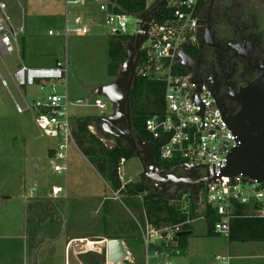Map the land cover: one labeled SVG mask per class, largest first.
<instances>
[{
    "label": "rangeland",
    "instance_id": "374dc122",
    "mask_svg": "<svg viewBox=\"0 0 264 264\" xmlns=\"http://www.w3.org/2000/svg\"><path fill=\"white\" fill-rule=\"evenodd\" d=\"M0 1L6 4L11 25L24 30L14 53L4 57L0 50V195L14 190L21 176L25 177L27 194L32 189L38 191L28 201L33 209L28 218V235L33 249L38 248L36 252L33 250V264H69V250L68 256L65 255L67 240L73 264H108V241L105 239L115 233L124 238L129 253L122 264L145 263L140 225L144 228L147 223H153L145 209L140 207L143 197L129 198L114 193L77 142L69 151L67 174H55L56 161L49 154L56 148L57 138L50 135L49 129L38 126L34 110L20 114L16 109V104L24 107L23 97L32 104L43 93L38 85L43 84L45 92L50 86L37 82L35 86L18 88L9 74L14 75L23 65L50 68L57 61L67 60L73 125L89 117L113 115L115 106L108 100L109 109L104 113L94 106V90L112 84L117 78L108 74L110 37L104 25V15L96 6H70L71 15H81L88 25L96 20L98 26H89L90 34L85 37L75 34H70L67 39L64 36L51 37L49 31L65 32V0ZM256 1H262L261 9L264 10V0ZM245 2L251 5L249 1ZM136 25L137 21L131 19V35ZM59 92H64L63 87H59ZM89 131L105 148H112L118 138L94 125ZM121 141L127 145L126 141ZM85 147L95 149L97 146L87 136ZM120 175L124 185L144 182L150 186V192L160 193L153 188L152 182L142 180L143 169L136 156L122 164ZM53 186L61 189L60 200L48 197ZM193 229L194 235L187 239L186 254L181 249V242L170 251L172 264H216L215 258L225 256L228 249L235 257L231 264H264V242L229 243L223 235L208 237L205 220L194 223ZM151 264L156 262L152 260Z\"/></svg>",
    "mask_w": 264,
    "mask_h": 264
},
{
    "label": "built area",
    "instance_id": "2783aa9c",
    "mask_svg": "<svg viewBox=\"0 0 264 264\" xmlns=\"http://www.w3.org/2000/svg\"><path fill=\"white\" fill-rule=\"evenodd\" d=\"M155 1L148 0L144 13L147 17L153 15L151 5ZM200 3L201 0H168L166 8L149 24L148 38L140 48L136 77L160 82L165 89L164 112L146 120L147 131L153 140H158L156 146H159L160 159L177 165L204 167L210 181L204 192L196 195L188 193L181 200H172V204L182 206L186 214L183 221L160 226L147 223L144 228L140 225L145 264H151L152 260L156 264H172L170 251L178 247L177 235L199 220L206 221L202 213L207 207L221 217L214 229L227 239L231 220L239 207L246 206L250 214L264 218V185L243 176H223L230 154L240 146L238 136L228 122L231 115L216 103L208 86L198 82L182 65V49L195 45L201 35L199 24L204 18V11ZM89 5L96 6L104 15V25L110 38L130 36L132 39L138 34V24L134 34H130V20L138 22L140 16L117 11L114 0H65V32L49 31L48 35L64 36L66 39L70 34L88 36L89 26H98V22L93 20L86 24L81 15L70 14V6L85 8ZM6 9V4L0 1V50L4 57L16 51L18 38L24 32L23 28L16 29L11 25ZM164 11L162 20H158ZM68 72L66 60L50 68L23 65L13 75L18 87L35 86L37 82L50 86L45 92L44 85H38L43 93L32 104L27 100L24 107L16 104V109L20 114L34 110L38 126L49 129L50 135L57 138L52 157L56 161L53 168L55 174H67L69 151L72 145L76 147L77 126L73 125L70 117ZM59 87H63V93L59 92ZM94 106L102 113L109 109L103 97H96ZM36 191L32 189L26 199L33 198ZM61 196L58 186L50 189L49 198L59 200ZM192 202L198 207V217L192 215ZM215 260L216 264H231L233 257L228 253L217 256Z\"/></svg>",
    "mask_w": 264,
    "mask_h": 264
},
{
    "label": "trees",
    "instance_id": "16d2710c",
    "mask_svg": "<svg viewBox=\"0 0 264 264\" xmlns=\"http://www.w3.org/2000/svg\"><path fill=\"white\" fill-rule=\"evenodd\" d=\"M114 1L117 2V11L125 12L132 16H142L146 12L148 6V0ZM205 1L206 0H201V8L204 7ZM164 13H166V11L162 13L158 20H162ZM130 40V36L110 38L108 50V74L110 77L116 78L121 65L127 60L128 54L126 45ZM164 90V84L160 82L140 77H135L134 79L133 87L130 92L132 127L147 142L153 141V136L146 129V120L164 112ZM105 118V116L89 117L77 124L75 140L81 147L84 155L97 168L114 193L122 194L129 198L143 197L140 207L145 209V214L153 224L160 226L183 221L186 214L182 210V206L179 203L172 204V200H181L184 195L180 194L177 198H173L161 193H152L150 192V186L144 182L123 185L120 175L121 166L123 163H127L135 158V153L118 138L115 139V145L112 148H105L100 140L90 133L89 127L92 125L102 131L100 125L103 124ZM87 136H89L92 144H96L97 147L95 149L92 147H85ZM154 154L156 165L159 168L168 169L177 165L176 163L164 162L160 159L159 146L155 147ZM53 155L54 150L51 149L49 156L52 158ZM191 206L193 217H198L197 205L192 202ZM202 214L207 222V236H220L214 229L215 224L220 221L221 218L218 213L207 207ZM107 239L123 240V237L115 233L109 235ZM187 239L188 237L178 239V241L181 242V249L183 250L187 248ZM228 241L229 243L264 242V218L250 214L249 208L246 206L239 207L236 215L231 220Z\"/></svg>",
    "mask_w": 264,
    "mask_h": 264
},
{
    "label": "flooded vegetation",
    "instance_id": "af4514ba",
    "mask_svg": "<svg viewBox=\"0 0 264 264\" xmlns=\"http://www.w3.org/2000/svg\"><path fill=\"white\" fill-rule=\"evenodd\" d=\"M245 1H249L248 5ZM264 3V2H263ZM262 1L206 0L200 38L182 56V65L200 83H205L226 114L235 116L241 108L237 95L264 77V10ZM116 132L114 129H111ZM110 132V129H109ZM168 183L153 188L165 195L204 192L205 168L176 165L160 168ZM177 182L176 185L169 182ZM102 264V263H100Z\"/></svg>",
    "mask_w": 264,
    "mask_h": 264
},
{
    "label": "water",
    "instance_id": "95a60500",
    "mask_svg": "<svg viewBox=\"0 0 264 264\" xmlns=\"http://www.w3.org/2000/svg\"><path fill=\"white\" fill-rule=\"evenodd\" d=\"M168 0H156L151 9V17L143 14L138 18L139 31L132 37L127 46V60L121 65L116 80L109 85L99 87L95 91L96 97H103L115 106V112L104 119L102 129L108 135L117 136L126 141L140 160L143 169L142 180L155 183L162 188L165 186L164 171L157 167L154 149L158 140L145 141L132 127V113L130 92L136 77V68L140 59V48L148 38L149 24L156 19L161 10L165 9ZM182 49V56L186 54ZM241 108L235 116L228 118V122L238 136L240 146L229 156L228 166L223 176L233 178L243 176L257 180L264 185V77L243 88L237 95ZM110 129V132H109ZM114 129L116 132H114ZM193 168V166H188ZM207 179L205 183H209ZM176 185L177 182H169ZM162 193V192H161ZM196 195V191H193ZM174 193L172 196H176ZM192 231L181 232L178 238L192 235ZM129 257L126 246L121 239H111L107 243V263L122 264Z\"/></svg>",
    "mask_w": 264,
    "mask_h": 264
},
{
    "label": "crops",
    "instance_id": "0c3cea01",
    "mask_svg": "<svg viewBox=\"0 0 264 264\" xmlns=\"http://www.w3.org/2000/svg\"><path fill=\"white\" fill-rule=\"evenodd\" d=\"M9 74L14 80V76L11 73ZM95 91L96 89L94 90V96ZM23 100L25 102V100L27 99L23 97ZM79 104H82V102H79ZM75 126H77V124ZM35 172L37 173V168ZM24 182L25 177L21 176L14 190L5 192L3 195H0V264H33V250L36 252V250L38 249H33L31 242L32 239L28 235V218L31 215V211H33V209L30 208V204L28 203V201L32 200L33 198L26 199L30 195V192L32 190H30L29 194H27ZM37 192L38 191H36V193ZM193 226L188 230L192 231L193 234L186 237H191L194 235ZM105 240L109 241L107 238ZM123 242L125 244L124 238ZM188 246L189 243L187 241V248L185 250V254L187 252ZM65 249L66 256H68L69 250V264H73L72 254L70 253V247L68 246V240ZM234 258L235 257H233V259Z\"/></svg>",
    "mask_w": 264,
    "mask_h": 264
}]
</instances>
